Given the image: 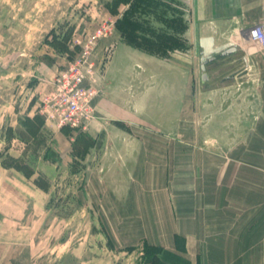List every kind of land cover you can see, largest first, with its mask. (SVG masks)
<instances>
[{
    "label": "rangeland",
    "instance_id": "1",
    "mask_svg": "<svg viewBox=\"0 0 264 264\" xmlns=\"http://www.w3.org/2000/svg\"><path fill=\"white\" fill-rule=\"evenodd\" d=\"M109 1L0 0V264H149L143 245L152 243L135 237L144 232V223L132 221L128 212L125 215L107 203L97 184L103 168V162H98L102 131L90 134L89 121L81 127L60 126L39 111L41 97L81 46L88 44L87 62L101 75L114 60L117 39L160 59H171L177 52L186 58L192 55L187 31L191 6L186 0H163L174 9L168 13L182 24L181 31H176L185 43L165 55L127 43L115 25L127 5H120L115 14L105 6ZM149 17L150 24L171 31L158 17ZM256 24L264 27L259 22L251 25L242 38L249 41L248 30ZM103 25L107 30L96 35ZM249 42L260 50L257 41ZM248 73L249 81L254 80L255 68ZM255 88L250 82L245 89L248 96L240 90L217 96L203 93L201 100H208L197 111L200 123L188 110L184 126L170 121L169 150L177 145L197 152L240 150L242 124L257 113ZM169 114L173 118L176 111ZM116 123L127 133H135L133 126ZM193 153L187 167L170 158L171 185L193 181V164L201 159ZM99 181L104 183L103 178ZM174 241L176 250L154 244L162 247L159 255L167 264H199L200 253L185 254L183 236L175 234ZM225 257L244 261L243 255L234 253Z\"/></svg>",
    "mask_w": 264,
    "mask_h": 264
},
{
    "label": "crops",
    "instance_id": "2",
    "mask_svg": "<svg viewBox=\"0 0 264 264\" xmlns=\"http://www.w3.org/2000/svg\"><path fill=\"white\" fill-rule=\"evenodd\" d=\"M186 1L192 17L189 58L177 52L171 59H160L117 39L109 70L94 73L97 117L89 120L87 131L103 134L97 184L107 203L144 223L137 238L176 250L175 234L183 236L185 254L200 253L199 264H264V53L241 36L251 25L264 24V0ZM203 36H212L214 45L232 41L243 51L209 63L204 82L199 66ZM242 55L247 69H242ZM253 68L255 78L249 81ZM250 82L257 88V113L242 124L240 150L197 152L179 145L169 150L170 121L184 126L188 110L200 123L197 111L208 100H201L203 93L240 90L248 96ZM174 111L171 118L169 112ZM117 121L133 126L135 133L124 131ZM192 152L201 158L193 164V181L171 185L170 158L187 167ZM226 253L243 255L244 261H228Z\"/></svg>",
    "mask_w": 264,
    "mask_h": 264
},
{
    "label": "built area",
    "instance_id": "3",
    "mask_svg": "<svg viewBox=\"0 0 264 264\" xmlns=\"http://www.w3.org/2000/svg\"><path fill=\"white\" fill-rule=\"evenodd\" d=\"M107 30H97L100 36ZM250 41L259 44L264 52V27L254 25L248 30ZM88 44L77 53L55 76L52 87L41 97L40 114L60 126L81 127L94 117L93 99L98 93L95 68L88 61Z\"/></svg>",
    "mask_w": 264,
    "mask_h": 264
},
{
    "label": "trees",
    "instance_id": "4",
    "mask_svg": "<svg viewBox=\"0 0 264 264\" xmlns=\"http://www.w3.org/2000/svg\"><path fill=\"white\" fill-rule=\"evenodd\" d=\"M127 5L120 17L115 21L122 38L140 50L151 54H167V50L184 46L183 38L179 36L181 26L177 24V17L173 13H168L172 7L163 0H110L105 3L106 8L115 14L118 13L120 5ZM159 5V6H158ZM143 14V15H142ZM158 17L162 23H165V29L153 22H149ZM164 26V25H163ZM183 27V26H182ZM180 30V29H179ZM181 31V30H180ZM66 126V125H65ZM144 257L149 264H167L159 253L164 252L161 246L144 243ZM199 258V256H198Z\"/></svg>",
    "mask_w": 264,
    "mask_h": 264
},
{
    "label": "water",
    "instance_id": "5",
    "mask_svg": "<svg viewBox=\"0 0 264 264\" xmlns=\"http://www.w3.org/2000/svg\"><path fill=\"white\" fill-rule=\"evenodd\" d=\"M242 50L237 43L232 41L225 42L221 45H214L212 36H203L199 38V66H200V79L202 82L208 80L207 65L213 61H225L230 59L233 55L240 53ZM243 54V53H242ZM244 66L246 56L242 55Z\"/></svg>",
    "mask_w": 264,
    "mask_h": 264
},
{
    "label": "bare ground",
    "instance_id": "6",
    "mask_svg": "<svg viewBox=\"0 0 264 264\" xmlns=\"http://www.w3.org/2000/svg\"><path fill=\"white\" fill-rule=\"evenodd\" d=\"M249 41H250V39H249ZM253 43H255V42H253Z\"/></svg>",
    "mask_w": 264,
    "mask_h": 264
}]
</instances>
